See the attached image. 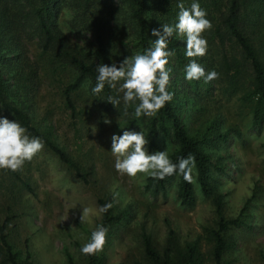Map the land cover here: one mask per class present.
Listing matches in <instances>:
<instances>
[{
    "label": "rangeland",
    "instance_id": "rangeland-1",
    "mask_svg": "<svg viewBox=\"0 0 264 264\" xmlns=\"http://www.w3.org/2000/svg\"><path fill=\"white\" fill-rule=\"evenodd\" d=\"M69 18L67 10L59 18L69 40L78 45L89 41L86 32L69 27ZM27 50L30 60H40L36 43H28ZM40 66L42 81L30 111L32 124L75 161L87 182L45 145L22 170L0 171V222L9 216L7 238L20 258L29 252L37 264H69V254L75 264H84L80 249L102 216L97 200L111 195L114 213L124 212L125 216L109 229L100 251L103 264H148L142 235L149 236L161 254L169 252L170 264H177L176 250L191 242H196L202 264H214L209 232L217 228V217L211 199L201 195L197 183L196 203L187 208L177 197L175 183L154 194L144 188L147 176L131 179L120 175L114 167L111 138L134 130L101 108L85 87L73 96L79 113L72 117L61 97V76L43 74L46 66L41 60ZM4 76L8 77V72ZM180 116L189 134L199 136L207 127L214 129L215 135L224 134L207 151L217 192L223 195L224 216H239L243 226L227 231L230 246L223 261L264 264V123L254 125L238 97L228 98L218 86L208 92L201 89ZM146 150L152 154L149 143ZM166 150L169 154L165 147L158 149ZM20 180L31 190L23 188ZM85 207L91 211L82 223Z\"/></svg>",
    "mask_w": 264,
    "mask_h": 264
},
{
    "label": "trees",
    "instance_id": "trees-1",
    "mask_svg": "<svg viewBox=\"0 0 264 264\" xmlns=\"http://www.w3.org/2000/svg\"><path fill=\"white\" fill-rule=\"evenodd\" d=\"M180 2L190 8L193 0H0V117L20 123L28 135L40 138L68 169L87 182L75 161L32 124L30 111L42 81L41 60L46 66L43 74L61 76V97L72 117L79 113L73 96L85 87L88 96L113 113L122 124L134 131H143L152 154L162 146L169 150L173 162L194 156L191 182L180 174L164 180L147 177L144 188L157 194L175 183L180 203L192 208L196 203V182L201 195L211 199L217 217V228L209 232L214 264H228L223 261L230 246L226 233L231 228L242 227L243 222L239 216L225 218L223 195L217 192L207 151L211 143L222 139L224 134L215 135L211 127L199 136L189 134L180 113L201 89L208 92L218 86L228 98L238 97L254 125L264 123V0H197L212 24L211 30L204 34L208 42L207 54L197 58V63L206 73L216 71L218 79L207 84L203 79L192 82L185 79V66L190 62L185 55L186 42L174 34L168 43V51L174 53L169 58L168 91L174 93V97L155 117L136 118L133 108L125 116L122 104L117 109L107 102L108 96L116 95L115 91L106 87L99 96L91 91L96 83L97 67L114 63L119 67L124 59L143 54L156 39L152 36L153 29L160 30L163 24L174 26L178 22L177 5ZM64 10L70 12L69 27L86 32L89 41L78 45L69 40L59 22ZM30 42L36 43L40 50V60H30L27 50ZM5 71L8 77L4 76ZM20 182L23 188L31 190L27 182ZM97 203L99 208L112 205L113 197L98 198ZM101 214L97 226L107 227V236L111 226L125 216L124 212L115 214L113 206ZM8 223L9 216L0 222V264H37L29 252L20 258L19 252L13 249L7 238ZM90 236L91 233L88 240ZM142 246L148 264H170L169 252L161 254L149 236L142 235ZM82 255L84 264H103L100 251L95 255ZM66 256L69 264H75L69 254ZM175 261L177 264H202L196 242L177 249ZM133 264L143 263L136 261Z\"/></svg>",
    "mask_w": 264,
    "mask_h": 264
},
{
    "label": "clouds",
    "instance_id": "clouds-1",
    "mask_svg": "<svg viewBox=\"0 0 264 264\" xmlns=\"http://www.w3.org/2000/svg\"><path fill=\"white\" fill-rule=\"evenodd\" d=\"M178 22L174 26L163 24L162 29H153L152 36L156 37L151 47L143 54L126 58L119 67L101 64L97 67L96 83L91 89L99 96L105 88L116 92L110 95L107 102L117 109L123 105V115L129 114L133 108L136 118L155 117L167 103L171 102L174 93L168 91L171 69L168 67L173 52L168 51V43L174 34L186 42L185 55L189 63L185 66V79L188 82L204 83L218 79L216 71L205 72L204 67L197 63V58L207 54L208 42L204 34L211 30L212 24L206 18L207 13L197 0H193L190 8L183 2L177 5ZM106 123H110L106 121ZM111 153L115 158L114 167L120 175L136 179L143 175L154 180H164L180 174L191 182V170L195 167V157L189 155L173 162L166 151L149 154L146 150L148 140L143 131H124L123 135H113ZM44 148L42 140L27 134V129L18 122L0 118V171L17 172L26 163L31 162ZM111 204L102 206L99 211L107 212ZM91 209L83 208L81 222L84 223ZM108 228L99 225L92 232L90 239L80 249L85 256L95 255L102 251L106 244Z\"/></svg>",
    "mask_w": 264,
    "mask_h": 264
}]
</instances>
